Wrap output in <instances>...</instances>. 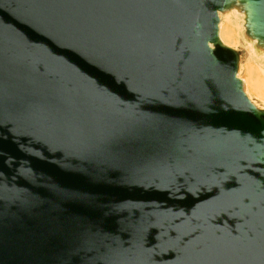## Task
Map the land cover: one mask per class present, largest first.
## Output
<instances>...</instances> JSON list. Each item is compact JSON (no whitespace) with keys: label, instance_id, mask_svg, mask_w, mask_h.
<instances>
[{"label":"water","instance_id":"obj_1","mask_svg":"<svg viewBox=\"0 0 264 264\" xmlns=\"http://www.w3.org/2000/svg\"><path fill=\"white\" fill-rule=\"evenodd\" d=\"M233 11L264 60V0H0V264H264Z\"/></svg>","mask_w":264,"mask_h":264},{"label":"bare ground","instance_id":"obj_2","mask_svg":"<svg viewBox=\"0 0 264 264\" xmlns=\"http://www.w3.org/2000/svg\"><path fill=\"white\" fill-rule=\"evenodd\" d=\"M220 27L219 37L223 45L232 49L243 48L247 52V58L241 65L238 78L245 84L246 95L248 98L258 107L259 105L255 100L261 99L257 94V88L255 87V74L260 70L261 65L264 66V60L258 59L253 55V44L238 42L237 34H244V15L235 11L226 16L220 14ZM242 31V32H241ZM236 34V35H234ZM253 58L255 61H253ZM262 64L260 65V63ZM264 99V98H262Z\"/></svg>","mask_w":264,"mask_h":264},{"label":"rangeland","instance_id":"obj_3","mask_svg":"<svg viewBox=\"0 0 264 264\" xmlns=\"http://www.w3.org/2000/svg\"><path fill=\"white\" fill-rule=\"evenodd\" d=\"M234 35H236V34H234ZM237 40H238V42H240V44H242L244 42L243 41V35L237 34ZM239 50H244V49L239 47ZM253 61H255L254 58H253ZM261 64H262V62L260 63V65ZM254 82H255V87L257 88V92H258L257 94L260 96L259 98H261V99L255 100V101L259 105H261V104L264 105V99H262V98H264V66L263 65H261L259 73L257 72L255 74Z\"/></svg>","mask_w":264,"mask_h":264}]
</instances>
